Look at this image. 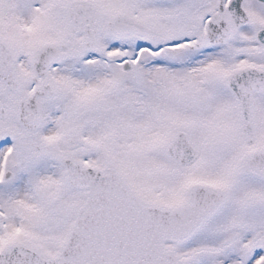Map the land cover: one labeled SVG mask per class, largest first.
I'll use <instances>...</instances> for the list:
<instances>
[{
    "label": "snow or ice",
    "instance_id": "1",
    "mask_svg": "<svg viewBox=\"0 0 264 264\" xmlns=\"http://www.w3.org/2000/svg\"><path fill=\"white\" fill-rule=\"evenodd\" d=\"M0 264H264V0H0Z\"/></svg>",
    "mask_w": 264,
    "mask_h": 264
}]
</instances>
